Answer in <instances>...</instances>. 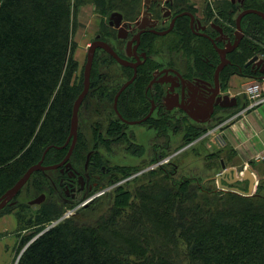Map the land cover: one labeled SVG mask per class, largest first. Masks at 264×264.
Wrapping results in <instances>:
<instances>
[{
    "label": "trees",
    "instance_id": "1",
    "mask_svg": "<svg viewBox=\"0 0 264 264\" xmlns=\"http://www.w3.org/2000/svg\"><path fill=\"white\" fill-rule=\"evenodd\" d=\"M83 1L87 0H0V195L41 159L47 147L43 164L56 163L66 153L67 147L58 146L67 139L73 103L81 91L80 83L73 81L78 61L73 56L72 33L74 10ZM95 2L99 12L107 14L120 8L131 12L138 0ZM185 2L177 0L176 6ZM251 4L264 8V0H251ZM215 5L227 12L223 0ZM245 19L254 41L246 39L232 53L235 64L225 69L223 80L231 70L244 75L248 72L245 62L255 52L264 53L261 21L256 15ZM177 25L181 42L192 53L199 51L190 69L211 74L216 53L206 40L189 31L186 20ZM171 43L181 47L180 42ZM204 56L209 57L206 63ZM100 58L106 63L111 59ZM152 68H140L135 89L142 98ZM112 80L109 71L98 74L97 84L91 85L83 102L91 103L88 97L94 88L92 94L113 99ZM125 104L128 113L142 111ZM198 127L191 126L195 139L207 130ZM203 149L213 154L221 168V149L212 153L206 146ZM88 151L85 144L76 142L70 157L74 168H83ZM93 153L90 167L105 163L92 158ZM177 169L178 164L171 161L169 170L159 165L142 172L129 181L132 185H119L111 194L103 190L87 207L70 215L62 216L56 203L42 204L27 214L23 204L16 214L30 231L18 240L15 264H264V178L256 176L255 190L246 195L209 186L210 179L178 175ZM56 171L58 181L65 177ZM34 177V188L46 184L40 173ZM107 198L106 204H100ZM92 212L94 217H86Z\"/></svg>",
    "mask_w": 264,
    "mask_h": 264
},
{
    "label": "rangeland",
    "instance_id": "2",
    "mask_svg": "<svg viewBox=\"0 0 264 264\" xmlns=\"http://www.w3.org/2000/svg\"><path fill=\"white\" fill-rule=\"evenodd\" d=\"M95 3V0L83 1L78 4L74 10L75 28L72 33V38L76 42V48L73 56L78 61V66L74 73L75 76L73 77V81L75 80L77 83H80L81 89L83 87V71L87 49L90 41L93 39L94 33L99 29L101 19H104ZM161 42H156L155 44H161ZM155 44L151 43V45ZM153 48L157 50L153 53V64L160 62L169 63L173 61L174 64L181 67L182 70L188 69L189 65L193 66L197 54L199 53V51L192 53L184 43L177 49L171 41L166 40H164L163 45L153 46ZM102 51L103 50H98L94 58L90 73L89 89L94 83L97 84L98 74L109 71V75L113 79V82L109 85L114 84L115 87L113 99H108L107 97L100 98L98 94H92V90L94 91L95 88L90 90L91 95L89 94L90 96L88 99L92 100L91 103L82 101L83 104L81 102L78 110L77 135L78 141L85 144V151L94 150L92 158H98L104 161L109 168H111L112 175L110 177L114 180L108 181L104 186L97 188L86 196L70 200L68 199L69 197L66 199L67 195H63L58 187L57 169L34 171L31 174V178L29 177L30 180L28 179L14 198L8 201L7 206L0 209V264L16 263L20 253L17 249L18 240L20 236L30 231V228H24L23 225L20 224L16 214L18 210L22 209L23 204L27 207L24 210L27 214H32L33 211L39 209L42 204L46 203H56L60 205L62 216L68 211L72 214L79 207H87L90 202H87V200H89L92 195L100 193L96 196L99 197L103 194V190L107 191V194H111L115 187L119 185L127 186V183L132 180L133 177L151 169L149 165L150 163L155 164L153 159L156 158L157 155L159 158V154L167 152H172L175 155L169 162L167 161L160 165L163 166L164 169L166 168V170H169L171 168V161L178 164V175L194 176L195 178L205 180L219 172L220 166L217 164V159L213 154H207L203 149V147H205L204 144L201 143L202 141L205 143L206 141L215 139L218 135V129L212 128L211 126L216 125L220 120L222 121L229 115L236 114L237 111L235 112V110L237 107L239 109L240 106L238 105L232 109L218 110L207 125L194 124L187 116H182L181 114L177 116L178 118H174L173 116L171 124L167 121L158 122L155 118H150L147 122L143 123H139L140 120H137L139 122L136 123H122L117 116L113 104L121 83L127 77L124 75L125 68L122 63L118 61L114 62L111 59L109 60V58L105 60L107 63L104 62L100 56L106 57V54ZM152 66L153 69L155 68L154 70H156V67L160 65ZM88 93L89 90L87 94ZM118 97L120 99L119 106L121 112L123 103H129L134 106L137 104V100H132L133 97L131 95L126 96L124 99L122 94ZM242 99H245V97ZM246 102L245 100V103ZM117 120L121 122L122 128L118 126ZM192 125L206 127L209 131L207 129L203 135L195 139L191 134ZM161 129L164 130L165 135L161 134ZM211 129L214 130L213 133H211ZM207 131L208 135H206ZM205 135L207 137H205ZM64 147L68 148V144ZM213 149L214 147H211L207 150L209 153H212V151H215ZM156 152H158V154H156ZM221 153L224 155L231 154V149H227ZM253 166L255 170L257 169L259 171L261 179L264 178V160H255ZM156 167H158V165ZM34 173H40L45 180L46 184L42 185L41 188H34ZM258 181L257 177L253 190H255ZM129 183V185H132L131 182ZM207 185L217 187V182L216 180L210 179ZM236 186L243 190H247L248 181L242 180L238 182ZM40 194L45 195L44 199L40 203L30 204V201ZM108 200V198L107 200L102 199L100 200V204L108 202ZM84 213L85 211L78 212L77 216L79 217V215L81 216ZM86 217H90L89 219H91L94 217V213H88Z\"/></svg>",
    "mask_w": 264,
    "mask_h": 264
},
{
    "label": "flooded vegetation",
    "instance_id": "3",
    "mask_svg": "<svg viewBox=\"0 0 264 264\" xmlns=\"http://www.w3.org/2000/svg\"><path fill=\"white\" fill-rule=\"evenodd\" d=\"M215 1L216 0H186L185 5L177 7V0H138L137 6L131 12L123 8V10H112L108 12L107 15L101 14L104 19H101L99 29L94 33L90 44L94 41H103L107 43L118 56L127 63H130L123 64V67L125 68L124 75L127 77L120 85V87L124 85L121 94L123 99L126 96L131 95L133 97L132 100H137V109L143 111L140 114H131L128 113L126 104L123 103L121 106L122 112L117 106L118 112L115 108L114 109L122 123L128 124L129 121L136 120H140L139 123H143L147 122L150 118H155L158 122L167 121L171 124L173 116L174 118H178L177 116L181 114L182 116H187L194 124L207 125L218 110L232 109L238 106L221 107L215 105L210 117L205 121H203V118L201 117L206 114L201 108L207 107V102L211 100L213 95L216 97L217 95L228 93L226 89L228 88L229 78L232 75H238V73L231 70L226 79L223 80V72H225V69L232 68L235 64L232 60V53L246 39L254 41L249 36L245 18L251 15H256L261 21L263 40L261 47L264 48V8L253 6L251 0H223L226 5H228L227 12H225V10L215 5ZM249 9L258 10L260 13L257 14L250 12L245 14L239 20V14L242 11ZM226 14H228L227 16L230 18L229 20L225 17ZM182 19L186 20L189 31L200 40H206L214 53H216L217 60L211 74L204 75L195 70H191V65H189L188 69L182 70V68L174 64L173 61L169 63L160 62L153 64V53L157 51L153 46L163 45L164 40L171 42L176 41L183 44V42H181L182 39L177 32V24ZM239 24L241 28H239ZM156 42H161V44H155ZM151 43L155 45H151ZM235 44L236 46L231 51L227 52L225 56H222L223 58L226 57L229 59V62L219 72V85L216 87L214 84V72L221 60V55L216 51V48L222 50L230 49ZM98 50H103L102 52L106 54V56H109L114 62H117L113 55L101 47L95 48L94 58L97 55L96 53ZM258 52H261L260 57H264L262 51ZM257 53L255 52L253 55ZM207 61H209V57L204 56V62L206 63ZM245 64L244 66L247 67L248 72L242 76L253 78V80H260L261 74H257L260 73L257 66ZM145 65H149L150 67H152V65L160 66H157L156 70H154L155 68H152V71H149V79L144 86L142 98L139 96L135 86L138 84L137 79L140 76V68H143ZM205 81L211 82L209 90H206ZM182 87H188L190 91L189 95H185L182 98L183 100L181 99L180 94ZM121 94H119V96ZM176 94H178V96ZM237 100L239 101L238 98ZM246 106L247 102L245 107ZM237 108L235 110V112L237 111L236 114L234 113L233 115L227 116L225 119L222 121L220 120L219 123L211 127L221 128L226 126L240 113V109L238 110ZM208 131L206 135H208ZM161 134L165 135V132H162ZM71 140L72 137H70V140L67 143V151ZM77 141L78 135L76 137V142ZM89 152L91 155L93 149L86 152L82 169L74 168L70 160L71 155L69 157L71 166L66 167L64 163L55 168L59 169L62 174H66L65 177H61L58 181V187L61 192L63 195H67V197L65 196L66 199L69 197L68 199L74 200L75 198L86 196L97 188L104 186L107 181L114 180L108 176L110 168L105 163H100L98 167L93 165H91V167L89 166L91 157L89 155L87 161V154ZM156 154H158V152H156ZM174 155L175 154L168 152L164 155V158H167V161L169 162ZM161 158L156 160L155 164L150 163L149 168L154 169L157 165L159 166L160 164L158 163ZM60 161L56 163H59ZM99 194L100 193L92 195L87 202L91 201ZM7 204H5L4 207L7 206Z\"/></svg>",
    "mask_w": 264,
    "mask_h": 264
},
{
    "label": "water",
    "instance_id": "4",
    "mask_svg": "<svg viewBox=\"0 0 264 264\" xmlns=\"http://www.w3.org/2000/svg\"><path fill=\"white\" fill-rule=\"evenodd\" d=\"M250 12L257 13V14L260 13L258 10H255V9L245 10L239 14V17H238L239 20L245 14L250 13ZM239 28H241L240 24H239ZM263 34H264V28H263ZM235 46H236V44L233 47H231L230 49H224V50L216 48V51L219 53V55H221L220 63L217 65V67L215 68V72H214V84L216 87H218V85H219V72L229 62V59H227L226 57L223 58L222 56H225L226 53L231 51ZM96 47H101V48L105 49L107 52H109L111 55H113V57L118 62H120L122 64H130V63H127L125 60H123L120 56H118L115 53V51L107 43H105L103 41H99V42L94 41L90 44L88 51H87L86 62H85L84 71H83V77H84L83 87H82L80 93L77 95V97L73 103V107H72V115H71V119H70V129H69L68 138L66 139L65 143L62 146H58V148L64 147L69 142L70 137H72V140H71L69 149L67 151V154L64 156V158L59 163L52 164V165H43L42 162H43L45 153L49 149V147H47L45 149V151L43 152L41 159L37 163L29 166L27 168V170L23 173V175L10 188H8L3 194L0 195V209L2 207H4V205L7 204V202L18 193L20 188L27 182V180L29 179V177L31 176V174L34 171L55 169L64 163H65L66 167L71 166V163L69 161V157L72 153V150H73L75 142H76V137H77L78 110H79V107L81 105V102L83 101L85 95L87 94V92L89 90L90 73H91V68H92V64H93L94 51H95ZM260 54H261V52H258L257 54L253 55L246 62L245 65L252 64V66H257L258 71L261 73V76L264 77V57H260ZM210 84H211V82L205 81L206 90H209ZM123 88H124V85L120 87L119 91L116 93L115 98H114V108L116 109L117 112H118L117 100H118V96H119V94ZM189 93H190V91H189L188 87H186V88L182 87L181 92H180L181 99L185 95H189ZM176 95L178 96V94H176ZM215 105H219L221 107H233V106L237 105V98L234 96L230 97L228 94L217 95L216 97L213 95L211 97V100H209L207 102V107L201 108V110L206 112L205 115L201 116L203 118V121H205L208 117H210L211 113L213 112V108ZM136 122H139V121H137V120L136 121H129V123H136ZM89 155H90V152L87 154V161H88ZM87 161H86V164H87ZM221 167H222V170L219 173L212 175V176L208 177L207 179L216 180L218 185L220 187H222L223 189H226V190H230V191H234V192H238L240 194H246V195L252 193L253 186H254V183L256 181V176H255L254 171L251 168H246L237 174L235 168L226 167L225 163L222 160H221ZM239 180H245V181L247 180L248 181V189L247 190H243L236 185H232L233 183H236ZM223 181H224V183H223ZM44 197H45L44 194H40L35 199L31 200L30 204L40 203L44 199Z\"/></svg>",
    "mask_w": 264,
    "mask_h": 264
},
{
    "label": "crops",
    "instance_id": "5",
    "mask_svg": "<svg viewBox=\"0 0 264 264\" xmlns=\"http://www.w3.org/2000/svg\"><path fill=\"white\" fill-rule=\"evenodd\" d=\"M228 81L227 92L239 99V101L237 100V105L242 110L246 105L244 87L253 81V78L235 74ZM243 97L245 99H242ZM218 133L221 141L217 139L206 141L204 143L206 148L214 147L213 150L221 149V152L231 149V154L228 155L220 152V161L222 160L227 167L235 169H243L249 166L258 176L259 171L255 170L252 157L264 147V103L240 113L226 126L219 129ZM220 171L221 168L219 169Z\"/></svg>",
    "mask_w": 264,
    "mask_h": 264
},
{
    "label": "built area",
    "instance_id": "6",
    "mask_svg": "<svg viewBox=\"0 0 264 264\" xmlns=\"http://www.w3.org/2000/svg\"><path fill=\"white\" fill-rule=\"evenodd\" d=\"M248 98L251 101L250 106L264 103V79L253 80L247 84L245 89ZM254 159L257 161L264 160V148L255 153ZM167 161V158H161L158 164ZM69 211L64 215H69Z\"/></svg>",
    "mask_w": 264,
    "mask_h": 264
}]
</instances>
